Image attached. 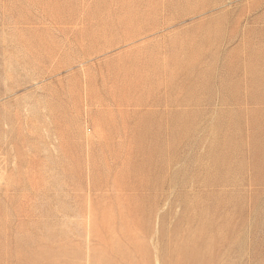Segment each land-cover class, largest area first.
Listing matches in <instances>:
<instances>
[{"label":"rangeland","instance_id":"obj_1","mask_svg":"<svg viewBox=\"0 0 264 264\" xmlns=\"http://www.w3.org/2000/svg\"><path fill=\"white\" fill-rule=\"evenodd\" d=\"M0 264H264V0H0Z\"/></svg>","mask_w":264,"mask_h":264}]
</instances>
